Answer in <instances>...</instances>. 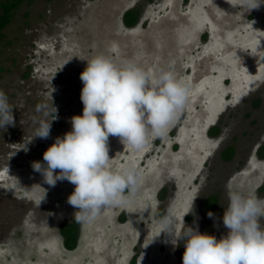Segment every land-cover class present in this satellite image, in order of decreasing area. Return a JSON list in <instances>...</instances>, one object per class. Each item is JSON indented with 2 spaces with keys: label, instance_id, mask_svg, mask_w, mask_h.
Masks as SVG:
<instances>
[{
  "label": "rangeland",
  "instance_id": "374dc122",
  "mask_svg": "<svg viewBox=\"0 0 264 264\" xmlns=\"http://www.w3.org/2000/svg\"><path fill=\"white\" fill-rule=\"evenodd\" d=\"M133 9L139 19L129 27L124 16ZM100 55L153 79L173 71L190 86L189 100L142 152L109 137V167L135 166L139 190L127 207L77 223L70 250L61 230L75 222L67 203L75 185L51 187L32 164L44 163L71 118L82 116L80 74ZM0 90L15 120L0 129V264H182L184 241L174 248L160 233L169 210L178 234L198 227L219 240L228 231L229 185L264 199V3L247 11L241 0H23L0 43ZM38 103L49 105V121L57 109L48 139L34 138ZM229 147L235 156L226 161ZM212 195L219 205L208 211Z\"/></svg>",
  "mask_w": 264,
  "mask_h": 264
},
{
  "label": "clouds",
  "instance_id": "9594fccd",
  "mask_svg": "<svg viewBox=\"0 0 264 264\" xmlns=\"http://www.w3.org/2000/svg\"><path fill=\"white\" fill-rule=\"evenodd\" d=\"M241 3L250 11L264 0ZM80 80L84 85L82 116L71 118L72 130L57 137L43 153L44 163L33 162L32 167L51 187L65 180L75 185L67 203L77 209L72 217L75 222L88 225L107 209L127 207L141 183L142 174L135 166L124 164L118 171L109 167V137H119L133 152L144 151L149 138L163 136L184 110L190 86L171 70H161L153 79L132 62L118 67L103 55L87 61ZM52 108L56 119L57 109ZM35 111L39 115L32 117L37 125L34 138L48 139L54 120L48 119L49 105L38 103ZM7 126H15L13 107L0 90V129ZM195 198L184 216L192 211ZM227 199L222 222L228 231L219 240L201 234L198 227H185L178 234L171 210L158 221L160 233L170 238L174 248L184 241L182 264H264V199L247 196L230 185ZM207 216L215 218L212 212Z\"/></svg>",
  "mask_w": 264,
  "mask_h": 264
},
{
  "label": "trees",
  "instance_id": "16d2710c",
  "mask_svg": "<svg viewBox=\"0 0 264 264\" xmlns=\"http://www.w3.org/2000/svg\"><path fill=\"white\" fill-rule=\"evenodd\" d=\"M23 0H8L1 4L3 11L0 15V43L4 38V30L11 23L13 17V11L18 6V4L22 3ZM140 11L139 9H133L128 11L124 16V22L127 26H134L139 19ZM258 105V103H257ZM218 132V128L212 129L211 133L215 134ZM264 152V148H263ZM235 156L234 147L227 148L223 154L222 158L226 161H230ZM219 205V196L212 195L206 200V208L208 211H215ZM62 235L65 238L66 247L68 249H75L78 243L79 237V229L76 222H71L62 227Z\"/></svg>",
  "mask_w": 264,
  "mask_h": 264
}]
</instances>
